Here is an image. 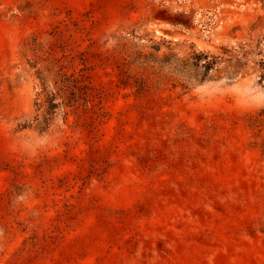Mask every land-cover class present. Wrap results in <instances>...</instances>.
<instances>
[{"label":"rangeland","instance_id":"374dc122","mask_svg":"<svg viewBox=\"0 0 264 264\" xmlns=\"http://www.w3.org/2000/svg\"><path fill=\"white\" fill-rule=\"evenodd\" d=\"M0 264H264V0H0Z\"/></svg>","mask_w":264,"mask_h":264},{"label":"trees","instance_id":"16d2710c","mask_svg":"<svg viewBox=\"0 0 264 264\" xmlns=\"http://www.w3.org/2000/svg\"><path fill=\"white\" fill-rule=\"evenodd\" d=\"M221 61H224L223 56L199 52L193 56V61L191 63L196 69L202 68L201 80H204L208 77L211 70L218 67Z\"/></svg>","mask_w":264,"mask_h":264}]
</instances>
